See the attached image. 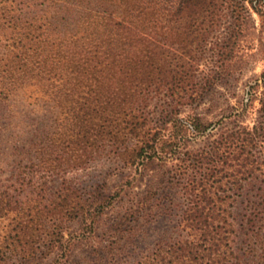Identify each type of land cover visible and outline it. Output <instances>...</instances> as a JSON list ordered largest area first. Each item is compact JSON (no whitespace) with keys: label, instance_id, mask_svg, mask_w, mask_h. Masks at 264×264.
Segmentation results:
<instances>
[{"label":"trees","instance_id":"trees-1","mask_svg":"<svg viewBox=\"0 0 264 264\" xmlns=\"http://www.w3.org/2000/svg\"><path fill=\"white\" fill-rule=\"evenodd\" d=\"M259 61L264 0H0V140L18 102L43 113L11 149L14 181L0 180V264H63L128 190L129 264H264V72L216 122L196 113ZM99 162L129 175L107 194L67 179ZM162 217L176 237L140 249ZM99 252L88 264L119 263Z\"/></svg>","mask_w":264,"mask_h":264},{"label":"rangeland","instance_id":"rangeland-1","mask_svg":"<svg viewBox=\"0 0 264 264\" xmlns=\"http://www.w3.org/2000/svg\"><path fill=\"white\" fill-rule=\"evenodd\" d=\"M255 20V25L259 26V20L255 14H253ZM227 19H223L221 27L218 32H216L210 39V44L207 45V50L204 55L203 60L198 68V72H206L213 65V43L217 41V37H220V33L224 31V28L227 26ZM264 72V61H259L257 63L249 66L238 78L236 82L235 95H228L224 87H218L212 95L211 98L204 101L197 109L196 113L201 117L204 124L216 122L231 106H235L237 101H240L245 95L244 86L248 85L249 82L257 78ZM262 89H259L261 91ZM27 104H25L26 106ZM158 102L155 100L151 103L150 110L155 114L159 111ZM254 106L257 107V102L254 103ZM19 113L21 109L24 112L19 114L13 120L11 129L12 138L3 137L0 140V180L6 182L7 179H12L11 176L15 174L14 172V160L10 156L11 149L16 144L17 138L21 133V129L31 131L36 125L42 123L43 113L37 111L34 107H25L23 108L21 103L18 102ZM187 111V110H186ZM250 121L247 119V122ZM17 123H20L17 127ZM24 127V128H23ZM13 140V141H12ZM12 141V142H11ZM196 144L189 145L190 148H196L200 141H196ZM123 176L129 175V169H123L120 165L111 164L108 162H99L93 164L85 170H79L71 172L67 175L73 185L81 188L86 193L97 191L99 193L107 194L112 192V190L119 184ZM137 189H134L132 193L136 192ZM131 193V196L133 195ZM126 219V220H125ZM122 220V225L119 228L116 240H111L109 238L111 234V226ZM2 226V225H1ZM176 219L173 217H162L157 220V222L148 226L146 237L137 240V246L140 249L150 246L159 240H164L167 238L176 237ZM78 232V225L76 223L70 224L65 231V238L71 233ZM96 237L89 243L85 241H79L72 249L70 256L66 262L63 264H71L75 262L77 264H88L90 261L98 258L99 246H108L113 250L116 260L119 263L116 264H129V190L122 197V201L116 203L111 209L107 210L98 222L96 227ZM144 239V240H143ZM102 242V243H101ZM112 242V244H109ZM101 243V244H100ZM90 244H93L92 246ZM97 247V248H94ZM108 252L103 254V257L106 258L109 256ZM55 255L48 257L42 264H54ZM73 264V263H72Z\"/></svg>","mask_w":264,"mask_h":264}]
</instances>
